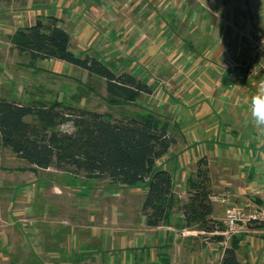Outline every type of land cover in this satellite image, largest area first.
<instances>
[{
  "label": "rangeland",
  "instance_id": "obj_1",
  "mask_svg": "<svg viewBox=\"0 0 264 264\" xmlns=\"http://www.w3.org/2000/svg\"><path fill=\"white\" fill-rule=\"evenodd\" d=\"M4 1L0 4V7L4 8L1 18L3 27L0 25V58L2 60L0 63V97L9 96L8 93L11 92L12 99L24 104L49 106L57 103L58 109L63 112L67 111L66 107L71 106L75 109L97 110L107 118L139 117L145 112H150L157 116L161 125L167 126L169 135L172 133L170 121L167 124L163 118L166 114L164 113V106L169 105L162 104L160 107L151 110L147 108L149 103L155 101L157 104V102H165V99L173 104L177 103V97L173 95L179 88L176 83L171 80L164 89L166 81L163 79L167 77L168 72L161 73L156 67H149V64L141 66L136 63V60V64L133 65L132 63L130 71L144 81L151 78L148 82L152 88L153 97L150 98L147 92H143L134 100L124 101L122 97L113 96L107 92L104 78L66 61L38 59L33 65L30 64V59L25 53L17 54L16 50L9 44L8 37V32H11L14 26H27L40 19L39 21L46 29L51 28V23L56 18L64 22L63 28L70 35L72 51L77 54L100 57L116 72H127L124 70H128L131 63L126 60L128 54L124 53L128 50L127 39L138 42L139 35L144 34L143 28H139V26L142 27L140 24L148 17H145L142 12L144 9H149L151 12L154 9L155 1L149 6L146 0H34L38 4L35 12H33V7L27 3L28 0ZM144 3L146 5L139 10L138 6ZM239 4L242 10L250 8L252 10L258 9V11L264 10V0H252L251 2L250 0H241ZM260 16L264 22V14ZM258 23L260 24L259 21ZM260 32V36L264 37V32L261 30ZM258 37L255 36V38ZM133 59L135 60V57H131V60ZM173 68L176 69L177 65H174ZM193 70H198L199 73L206 71L205 68L195 65L186 67L187 72ZM202 83L200 82L198 85ZM240 87L239 85L238 89ZM181 100L185 102L184 97ZM236 104V108H238L239 104ZM237 110L240 117L243 116L244 123L251 120V114L242 115V111ZM26 119L42 125L35 114H28ZM235 124L237 125V123ZM50 128L71 132L74 127L70 120H59L50 126L48 125V129ZM234 129L236 128L234 127ZM259 129L258 139L261 138L264 135V126L262 128L260 126L257 130L256 127H252L249 130V136H254ZM170 136L169 138L172 139L173 137ZM254 138L255 144L251 147L258 152L257 142L264 143L255 136ZM238 150L239 144H234L232 150L230 147L227 149L228 153H235ZM159 158L161 157L155 160L156 168H161L159 163L162 161ZM229 158L232 161L231 165L228 166L229 171L224 172L221 171L219 162H211L210 165L206 159L211 186L213 183L219 185L218 175L220 172L224 173V178L228 180H226L228 183L232 180L230 176H225V174L235 172L238 167L243 169L240 167L244 162L243 159L240 160L239 164L237 155L231 154ZM249 163L251 164V162ZM191 168L193 171L188 170L191 175H188L186 183V189H189V192L192 191L191 183L195 179L197 163H194ZM43 169L27 163L12 152L10 148L0 145V185H13L12 190L18 200L12 204L11 210H8L7 208H10L8 198L13 191H10L9 187H5L4 192H2L6 196L3 197L5 206L2 215L4 220H7L3 223L0 219V264H140L143 258L139 256V251L136 252L138 249L148 250L151 259L156 258L155 252L157 254L158 251H165V254H169L172 252L173 244H182L183 241L178 242L167 237L164 239L165 244L158 247L154 242L153 233L144 231L143 224H146V221L143 223L141 204L146 191L145 182L137 185H125L131 187L124 190L119 187V184H115L101 175L76 173L66 169H58L54 165ZM255 177L257 178L255 179ZM255 177V181L260 180L257 174ZM232 182L233 184L228 185L229 187L226 183L225 185L222 183L218 189L212 187L209 195L213 212H215L214 214L212 212V216L214 220L222 223L229 200L225 205L217 199L219 196L234 199V197H229L232 195L229 191L234 189V184L237 185L242 182L235 177ZM256 185L257 188H261L258 184ZM186 193L180 196L182 193L174 191L171 222L173 221L176 228L171 229V231L181 235L189 234L192 229L197 230L195 233L192 232L196 241L183 243L181 249L184 246H190L193 249L190 252L191 256L197 257L198 254L204 253L206 259L203 260H208L207 264H217L218 257L222 256L223 248L208 244L210 241H217L209 239L210 234L205 236V231L200 230L197 225L192 224L188 227L185 226L184 221H178L179 212L182 214L181 205L189 197ZM249 195H253V192H249ZM213 198L214 200H212ZM253 205L261 204L253 202L248 207H244L247 214L253 209ZM111 210L115 221L112 222L115 225H111V227L114 230L113 235H116L117 239L110 243V239L108 240L110 233L103 235V237L96 233H103L104 230L106 233L112 232L110 231ZM181 219H183V215ZM91 224L95 225L92 228L95 233L93 236L89 231ZM251 227L264 229V223L246 222L244 227L231 237L227 245L232 243L233 238H237L236 234L250 232ZM35 228L36 232L33 231ZM24 229L25 232L33 231V233L29 236L24 232ZM76 233L88 235L87 240L86 235L82 237L80 234L77 236ZM213 234L217 233L214 232ZM257 234L258 239L262 238L264 241V233ZM143 235L152 237L144 239ZM26 238L30 239V243ZM79 240H83V242ZM30 244L36 245L35 247L41 245L43 251L39 249L40 254H37L38 256L33 254ZM246 248L243 249L242 247L241 252L243 253ZM243 257L246 256H240L241 263L247 264L248 261H243ZM189 263L193 264L192 261ZM189 263L183 259L180 261V264ZM164 264H170V262Z\"/></svg>",
  "mask_w": 264,
  "mask_h": 264
},
{
  "label": "crops",
  "instance_id": "obj_2",
  "mask_svg": "<svg viewBox=\"0 0 264 264\" xmlns=\"http://www.w3.org/2000/svg\"><path fill=\"white\" fill-rule=\"evenodd\" d=\"M154 1L155 5L154 9H152L153 11L151 10L150 12L149 9H144L142 12L145 17H148L140 24L142 27L139 26V28H143L142 32H144V34L142 36L139 35L138 42L133 39H130L131 41L127 39L129 43L128 50L127 52L124 51V53L128 54L126 60H129L131 63L129 64L128 70L126 69L124 71L132 73L130 68L132 67V63L134 65L137 60L136 63L141 66L149 64V67L154 66L156 69L160 70L161 73L168 72V74H166L167 77L163 79V81H166L164 89L171 80L179 87L173 94L177 97L176 104L165 99V102H157L156 104L154 101L155 103H149L147 106V108L151 110L160 107L162 104L169 105L164 106V113L166 114H164L163 118L167 124L168 121H170V127L172 128V133H170V135L173 138L167 152L159 158L162 161L159 163L160 166L167 169L172 174L173 189L176 192L182 193L181 195L179 194L182 196L184 193L189 192V189H186L187 178L190 174L188 170H190V172L193 171L191 167L192 165L194 166V163H196L200 157L205 156V159L208 160V164L210 165L211 162H219L221 164V171L224 172L229 171L228 166H230L232 162L229 156L235 154L237 155L239 164L240 160L243 159L244 162L240 166L243 169L238 167L235 172L230 174L228 172L225 176H230L232 181L235 177V179L242 183H238L237 185L234 184V189L230 188L231 190L229 193H232V195L229 197H234L233 200L223 196H219L217 200L221 201V203L223 202L225 205L228 203L227 200H229V203L231 202L232 204L242 207L244 211L246 209L244 207H248L253 202L260 203V206H263L264 194L253 197V202L250 201L252 196L249 195V192L252 193L254 189L257 188L256 184H258L259 187H262L264 184V168H262L264 162V144L256 141L258 143V152L251 147L255 144V138L253 135L252 137L249 136V130L252 127H256V130L260 127L256 126L252 120L246 122L249 124L244 123L243 116L240 117V113H238L239 111L237 110H241L242 115L247 113L251 114L250 110L246 108V103L244 101L243 106L239 104L242 100L241 96L244 95V89L242 87L243 80L241 81V79L237 77L236 71L227 70L226 74H228V78L234 80L235 86L236 84L237 86L231 94H225L223 87H225L226 83L223 80V76H221L218 70L213 71L210 67H217L221 70L227 59V52L235 59L246 58L249 51L248 37L252 35L261 37L260 30L264 32V22L260 16L264 14V10L258 11V9L252 10L251 8L242 10L239 7V2L241 0H146V3L150 6ZM251 1L252 0H250V2ZM2 2L5 1L1 0L0 4H2ZM27 3L33 7V12H35V8L38 6L36 1L28 0ZM146 3L139 5L138 9L141 10ZM3 11L4 8L0 7L1 27H3V21L1 20ZM63 23V21H59L58 25L63 27ZM262 26L263 28L260 29ZM16 28L18 27L14 26L11 32H8L9 36L13 34ZM9 44L12 46L10 41ZM133 53L136 54L134 55ZM131 57H135V60H131ZM1 62L2 60L0 58V63ZM174 65H177L176 69L173 68ZM189 65L205 68L206 71L201 73H199L198 70L187 72L186 67ZM200 74H202V76H200ZM150 79L151 78H148L146 81ZM197 82L203 83L198 85ZM239 85L241 87L238 89ZM8 94L9 96L2 97L12 99V93L9 92ZM148 96L150 98L153 97V93H148ZM183 97L185 98V102L181 100ZM236 103L239 104L238 108H236ZM235 123H237V125ZM234 127L239 130L237 131ZM234 144H239L238 151H240V149L247 151L246 157L243 156L242 158L241 154L238 152L228 153L227 149L229 147L231 150L234 149ZM249 162H251V164ZM222 172L218 175L219 185L213 183L212 187L218 189L222 183L225 185L227 179L224 178V173ZM256 174L258 178H260L259 181L254 180ZM256 178L257 177H255V179ZM232 181L226 183V185L233 184ZM12 186L13 185H0V219H2L3 223L7 219L4 220L5 218L2 215L5 206L3 200L5 194H2V192H4L3 190L5 187H9L10 191H13ZM119 187L125 190L127 187L130 189L131 186L119 185ZM14 194L13 191L8 198L10 207L7 208L8 210H11L14 202H18ZM212 200H214V198ZM247 203H249V205H247ZM255 207H258V205H253V209L250 212H252ZM214 213L215 212H213V214ZM245 213L247 214L246 211ZM110 215V231L112 232L106 233L104 230L103 233L98 232L96 234L103 237V235L110 233V238H108V240L110 239L111 243L116 241L117 236L113 235L114 230H112L111 227V225H115L112 223L115 222L112 210ZM178 217V221L182 222L183 219H181L182 214L180 212ZM142 219L144 223L145 220L143 215ZM89 226L91 227L89 231L93 236L95 233L92 228L95 227V225L91 224ZM143 227L144 231L153 233L154 242L158 247L165 244L164 239H167V237L178 242L183 241L182 244L187 241H196V237L192 236L194 235L192 232L195 233L197 230L192 229L190 231L191 233L189 232L191 235L176 234L171 231V229L176 228L173 221L170 222V224H161L157 226H147L143 224ZM257 233H264V229L251 227L250 232L236 234L237 239H239V246L236 253L240 261V256L245 255L246 257H243V261L247 260V264H264V241H262V238L258 239ZM76 234L78 236L80 233ZM80 235L83 237L86 234ZM87 237L88 235L85 236L86 240ZM143 237L144 239H150L152 236L143 235ZM104 239L107 240L105 237ZM26 240L30 243V239L26 238ZM79 241L83 242V240ZM161 242L164 243L160 244ZM182 244H173L172 252L169 251V254H165V251H158L157 254L155 252L156 258L151 259L149 256L150 252L146 249H138L136 252L139 251V256L143 258L140 264H164L167 262H170V264H180L181 259L187 263L192 261L193 264H207L208 260H203L206 259L204 253L198 254L197 257L191 256L190 252H192L193 249L190 246H184L183 249H181ZM208 244L213 245V247L220 246L211 241ZM35 246L36 245H31V252L35 255H39V249L43 251V247L41 245ZM242 247L243 249L247 247L243 253L241 252ZM142 254L145 255L142 257ZM220 258L219 256L217 264L220 263Z\"/></svg>",
  "mask_w": 264,
  "mask_h": 264
},
{
  "label": "trees",
  "instance_id": "obj_3",
  "mask_svg": "<svg viewBox=\"0 0 264 264\" xmlns=\"http://www.w3.org/2000/svg\"><path fill=\"white\" fill-rule=\"evenodd\" d=\"M1 1V0H0ZM37 21L16 28L9 41L18 55L26 54L30 64L38 59H58L81 67L105 79L106 90L125 101L140 93H151L148 81L132 73L116 72L100 58L77 54L70 48V35L56 18L51 28L44 29ZM58 104L30 105L15 99L0 98V145L7 146L27 163L47 168L101 175L115 184L146 183L141 212L148 226L170 224L174 200L173 177L165 168H156L155 160L171 145L167 126L154 114L139 117L107 118L97 110L66 107ZM38 117L28 121V114ZM59 120H70L71 132L50 128ZM171 137V136H170ZM195 179L189 197L181 205L185 226L192 224L209 233V239L220 241L225 224L214 220L209 200L211 184L205 156L197 161ZM197 229V228H196ZM218 231L217 234H213ZM205 234V236L209 235ZM239 239L233 238L223 249L219 264H242L237 256Z\"/></svg>",
  "mask_w": 264,
  "mask_h": 264
},
{
  "label": "built area",
  "instance_id": "obj_4",
  "mask_svg": "<svg viewBox=\"0 0 264 264\" xmlns=\"http://www.w3.org/2000/svg\"><path fill=\"white\" fill-rule=\"evenodd\" d=\"M18 15V14H17ZM20 17V15H19ZM249 42V51L246 58H238L235 59L233 56L227 52L226 53V61L224 66L221 70L217 67H210L211 70L217 71L221 73L223 76V80L225 81L226 85L224 88L225 94H231L232 91L235 90V81L228 78V74L226 71H236L237 77L243 80V94L241 96L240 105L243 106V101L246 103V108L249 109V100L250 97L257 91L258 87L264 85V37L255 38V36L248 37ZM44 60H53V59H44ZM255 133V137L258 139V133ZM258 140H262L264 143V135L261 136ZM238 153L246 157L247 151H243L240 149ZM262 168H264V162L262 164ZM261 168V169H262ZM264 194V184L260 189H254L252 198L250 201H253V197L256 195ZM255 195V196H254ZM223 200V199H222ZM249 205V203H247ZM224 224L225 228L223 231L219 232L222 235V239L217 241L218 245H220L223 249L231 239V237L238 233L244 227V224L248 221L257 222V223H264V205L255 207L252 212L246 214L244 209L238 205L229 203L225 209V217H224ZM36 232V228L33 229ZM33 231L24 232L26 234H32ZM218 233V231H215ZM209 234V233H206ZM30 236V235H29ZM222 249V250H223ZM255 252V251H253ZM254 254V253H253Z\"/></svg>",
  "mask_w": 264,
  "mask_h": 264
},
{
  "label": "clouds",
  "instance_id": "obj_5",
  "mask_svg": "<svg viewBox=\"0 0 264 264\" xmlns=\"http://www.w3.org/2000/svg\"><path fill=\"white\" fill-rule=\"evenodd\" d=\"M249 105L252 122L258 127L264 126V85L250 97Z\"/></svg>",
  "mask_w": 264,
  "mask_h": 264
}]
</instances>
